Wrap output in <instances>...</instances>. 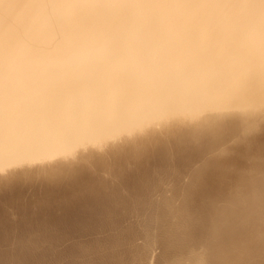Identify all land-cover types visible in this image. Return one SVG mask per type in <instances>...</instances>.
I'll return each instance as SVG.
<instances>
[{"label":"rangeland","instance_id":"obj_1","mask_svg":"<svg viewBox=\"0 0 264 264\" xmlns=\"http://www.w3.org/2000/svg\"><path fill=\"white\" fill-rule=\"evenodd\" d=\"M236 105L0 165V264H264V105Z\"/></svg>","mask_w":264,"mask_h":264},{"label":"bare ground","instance_id":"obj_2","mask_svg":"<svg viewBox=\"0 0 264 264\" xmlns=\"http://www.w3.org/2000/svg\"><path fill=\"white\" fill-rule=\"evenodd\" d=\"M236 104L264 105V0H0V165Z\"/></svg>","mask_w":264,"mask_h":264}]
</instances>
